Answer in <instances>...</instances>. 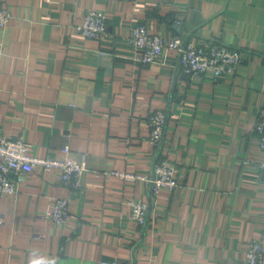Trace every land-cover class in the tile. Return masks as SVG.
I'll use <instances>...</instances> for the list:
<instances>
[{"label":"crops","instance_id":"1","mask_svg":"<svg viewBox=\"0 0 264 264\" xmlns=\"http://www.w3.org/2000/svg\"><path fill=\"white\" fill-rule=\"evenodd\" d=\"M0 124L30 154L60 158L70 146L89 169L78 186L57 169L26 175L0 194V264H246L264 242V178L255 124L264 107V0H0ZM89 10L105 14L108 36L78 30ZM166 37L218 39L243 52L235 74L199 80L178 56L143 64L129 43L136 25ZM168 116L158 146L150 114ZM167 158L178 186L152 194ZM68 198V218L47 217ZM151 206L131 219L129 201Z\"/></svg>","mask_w":264,"mask_h":264},{"label":"built area","instance_id":"2","mask_svg":"<svg viewBox=\"0 0 264 264\" xmlns=\"http://www.w3.org/2000/svg\"><path fill=\"white\" fill-rule=\"evenodd\" d=\"M11 12L0 6V27L8 24ZM78 30L86 37L105 39L108 36L106 16L98 10H89L78 25ZM129 43L143 64L165 62L170 52H175L181 72L199 80L211 76L214 80L235 74L244 61L243 52L218 39H202L198 42L188 41L181 36L166 37L153 32L143 24L136 25L129 36ZM150 142L158 146L164 136L168 116L166 111L158 109L150 114ZM259 150L263 160L259 163L264 178V107L259 110L255 124ZM39 169H57L61 180L70 186H78L80 178L88 171L86 158L73 155L70 146L62 149L60 158L34 156L30 154L29 144L19 138L12 139L6 135L0 124V194H16L27 174ZM116 175L128 182L145 181L152 187L153 196L162 191H172L178 186V178L173 163L167 158L157 160L151 174L142 172L116 171ZM68 198H57L52 204L47 217L58 224L68 218ZM131 219L140 225L147 222L151 206L141 198L129 201ZM246 264H264V242L252 240L245 253ZM100 264H117L102 261Z\"/></svg>","mask_w":264,"mask_h":264}]
</instances>
